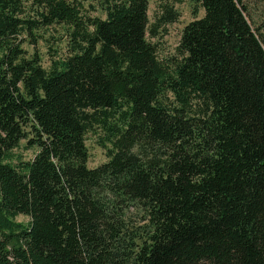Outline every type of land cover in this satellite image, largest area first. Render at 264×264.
Segmentation results:
<instances>
[{"label":"trees","instance_id":"1","mask_svg":"<svg viewBox=\"0 0 264 264\" xmlns=\"http://www.w3.org/2000/svg\"><path fill=\"white\" fill-rule=\"evenodd\" d=\"M95 1L0 0V264H264L246 0H196L168 59L151 38L170 6L149 21L147 0ZM93 127L105 159L88 166Z\"/></svg>","mask_w":264,"mask_h":264},{"label":"rangeland","instance_id":"2","mask_svg":"<svg viewBox=\"0 0 264 264\" xmlns=\"http://www.w3.org/2000/svg\"><path fill=\"white\" fill-rule=\"evenodd\" d=\"M90 2L91 4H87ZM167 4L174 11V19L170 21H157L156 16L160 14L162 4ZM96 6L95 0H86L84 2L85 10L91 14H98L99 10L92 8ZM248 9V17L250 21L257 25L264 37V0H246ZM202 13V8L197 4L196 0H147V16L149 21H157L155 35L151 38L154 42L155 51L159 59H168L176 52V44L178 42L179 31L182 25ZM41 63L47 65V56H49V48L45 44L39 43L38 47ZM61 53V51H59ZM99 130L97 127L89 129L85 133V144L87 146L88 156L86 163L88 166H94L105 159L103 147L99 144ZM23 141L20 142V145ZM22 148V146H21ZM23 156L31 155V149L22 150ZM16 220L26 221L24 214L18 213Z\"/></svg>","mask_w":264,"mask_h":264}]
</instances>
